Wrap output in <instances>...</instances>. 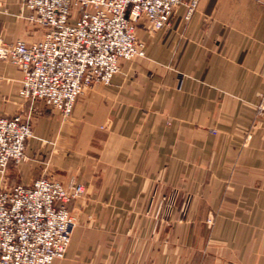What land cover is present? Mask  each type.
<instances>
[{"label":"crops","instance_id":"crops-1","mask_svg":"<svg viewBox=\"0 0 264 264\" xmlns=\"http://www.w3.org/2000/svg\"><path fill=\"white\" fill-rule=\"evenodd\" d=\"M0 0V40L43 31ZM169 27L137 33L146 54L121 62L70 117L19 95L0 59V114L33 122L16 182H79L71 244L52 264H264V0H200ZM212 220V223L209 220Z\"/></svg>","mask_w":264,"mask_h":264},{"label":"built area","instance_id":"built-area-1","mask_svg":"<svg viewBox=\"0 0 264 264\" xmlns=\"http://www.w3.org/2000/svg\"><path fill=\"white\" fill-rule=\"evenodd\" d=\"M200 0H23L28 22L41 29L39 40H0V59L22 72L19 95L41 99L70 117L78 98L95 84L110 85L122 61L143 57L137 27H169L177 8L190 19ZM264 117V92L256 105ZM34 137L30 116L0 114V264H52L65 256L76 223L67 204L81 197L79 182L40 177L7 186L10 163L27 157ZM212 223V220H209Z\"/></svg>","mask_w":264,"mask_h":264},{"label":"rangeland","instance_id":"rangeland-1","mask_svg":"<svg viewBox=\"0 0 264 264\" xmlns=\"http://www.w3.org/2000/svg\"><path fill=\"white\" fill-rule=\"evenodd\" d=\"M25 161H23V162H25ZM14 164L15 165H19L21 163H19V164L14 163ZM12 167H13V165H12ZM12 167L10 165L9 168H8V170H7V176H6V184H7V186H12V185H15V184L19 183V182H16L17 179L13 176V172H12L13 171V168Z\"/></svg>","mask_w":264,"mask_h":264}]
</instances>
